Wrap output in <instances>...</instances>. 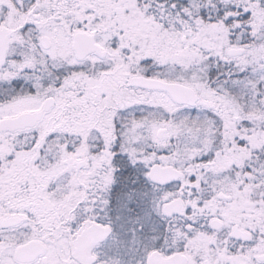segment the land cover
<instances>
[{
	"label": "snow or ice",
	"instance_id": "obj_1",
	"mask_svg": "<svg viewBox=\"0 0 264 264\" xmlns=\"http://www.w3.org/2000/svg\"><path fill=\"white\" fill-rule=\"evenodd\" d=\"M0 264H264V0H0Z\"/></svg>",
	"mask_w": 264,
	"mask_h": 264
}]
</instances>
